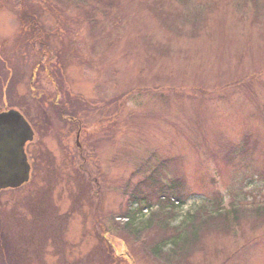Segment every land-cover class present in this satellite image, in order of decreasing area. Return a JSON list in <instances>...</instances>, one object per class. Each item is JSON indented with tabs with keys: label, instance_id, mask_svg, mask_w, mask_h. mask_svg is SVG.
Returning <instances> with one entry per match:
<instances>
[{
	"label": "rangeland",
	"instance_id": "obj_1",
	"mask_svg": "<svg viewBox=\"0 0 264 264\" xmlns=\"http://www.w3.org/2000/svg\"><path fill=\"white\" fill-rule=\"evenodd\" d=\"M63 1L0 0V109L35 131L31 180L0 193V232L26 246L24 264H161L120 228L138 178L165 159L174 162L160 180L182 176L186 196L173 226L217 200L263 202L264 16L242 0H151L193 17L202 6L203 19L182 29L142 0H121L122 13L98 14L91 32L79 24L87 1ZM246 139L248 153L225 164ZM146 191L138 196L155 195ZM250 227L211 234L192 264H264L260 241L242 254L247 238L263 236ZM0 264H9L1 253Z\"/></svg>",
	"mask_w": 264,
	"mask_h": 264
},
{
	"label": "trees",
	"instance_id": "obj_2",
	"mask_svg": "<svg viewBox=\"0 0 264 264\" xmlns=\"http://www.w3.org/2000/svg\"><path fill=\"white\" fill-rule=\"evenodd\" d=\"M58 1L60 3H64L63 0ZM86 1L87 7H83L80 10V17L82 20H84V22L80 21L79 24L82 26L86 24L88 27H91L89 28V31L91 32H95L96 26L99 25L96 19L98 14L106 16V18L109 19L110 10H118L116 14H121L124 10L121 0ZM242 1L244 5L247 6L245 7L247 10H251V8H253L254 10L251 11L254 12L255 15L256 12H258L260 15L264 16V0H262V2H260V0ZM242 1L240 2V0H236V2L240 3H242ZM180 2L183 3L184 6L190 7L194 1L180 0ZM115 7H118V9H115ZM142 7V9L152 12L156 15L160 14V16L157 18H159L161 22L164 23V25L168 24L169 21L172 22L176 20L179 27L182 26V29L188 26L189 22L192 23V18L195 19V22L197 23V20H202L204 17L202 16V6H196V10L193 12L195 18L185 11L187 8L182 12L171 11L170 13H166L163 10V3L153 4L151 0H142ZM237 7L240 8L241 5H237ZM208 8L209 5L208 7H204L206 11H208ZM124 17H126V15ZM86 25L85 27H87ZM180 32L182 33V31ZM112 35L113 34H110L109 36L111 37ZM190 35L194 36L195 32H190ZM248 140L253 142L252 137L248 138ZM247 145L248 141L246 139L244 150L239 149L238 155H235V148H233L231 153L225 154L223 162L225 164L228 163L231 165V161H228V159L232 153L234 157H243L248 153ZM172 162H174V160L165 159L159 163V165H157L158 170H152L153 172L151 174L143 175L140 179L138 178L137 183L135 184L136 188H134L137 190L135 192L133 190L134 194H131L128 197L129 201L131 202L127 204L129 208H126L125 214L123 215L127 222L120 228L121 234L125 237H134L138 240V242L142 241L143 248L148 250L149 255L155 260L159 261V263L192 264V260L194 259L196 253L204 251L207 247L206 240L211 234H228L230 233L229 231L232 232V228L243 229V225L245 223L247 224L248 222L251 225L250 231L253 233L256 232L260 226H264V201L261 203H252L250 205L233 203L229 209H226L221 206V202H219V200L214 201L211 204V209H206L203 207L188 213L178 225L173 226V224H171V220H175L177 218L176 210L184 206L186 202V196H184V194L181 193V190H179L181 188L180 179L182 176H180V179L173 181L160 180L162 174H164L165 178L164 171L169 169L170 163ZM241 166L242 165L237 166L236 169L240 168ZM176 169L177 168H175V170ZM256 179L264 182V170L259 172L258 169V175ZM183 182L186 186L185 179ZM132 183V179L128 180L123 189L130 187ZM143 190H153L155 191V195L152 196L148 193L144 197L138 196L141 195ZM261 192L263 193V188L261 189ZM153 197L157 199L155 204L159 205L158 210L153 211L148 221H146L147 223H143L144 227H141L143 224L138 225L137 221L139 218L143 217V211L145 209L152 210L154 203L151 202V199H153ZM262 197L264 198V194H262ZM172 198L176 199V201ZM36 200L39 202L38 199ZM37 202H34L35 206L32 212L40 214L39 211L42 210L43 206L40 204L37 206ZM133 203H136L138 207L132 208L131 205H133ZM10 236L11 235L9 234V231L6 232L2 230L0 232V253L2 257L5 258L9 264H24L28 260L30 261V256L26 257V246L22 245L21 242L16 239L14 243H12V239H9ZM143 236H146V238H142ZM258 237L259 236L246 239L245 246L241 248L243 255L249 253L250 249L257 247V243L259 241V245L264 243V232L263 236L260 238ZM239 254L241 255V253ZM13 260L14 262H12Z\"/></svg>",
	"mask_w": 264,
	"mask_h": 264
},
{
	"label": "water",
	"instance_id": "obj_3",
	"mask_svg": "<svg viewBox=\"0 0 264 264\" xmlns=\"http://www.w3.org/2000/svg\"><path fill=\"white\" fill-rule=\"evenodd\" d=\"M33 139L30 125L19 112L0 114V192L29 182L31 167L26 147Z\"/></svg>",
	"mask_w": 264,
	"mask_h": 264
},
{
	"label": "flooded vegetation",
	"instance_id": "obj_4",
	"mask_svg": "<svg viewBox=\"0 0 264 264\" xmlns=\"http://www.w3.org/2000/svg\"><path fill=\"white\" fill-rule=\"evenodd\" d=\"M4 111H6V112H7V110H6V109H5ZM4 111H2V110L0 109V113H1V112H4ZM31 126H32V125H31ZM32 127H33V126H32ZM33 130H34V129H33ZM34 132H35V131H34ZM34 140H35V139H34ZM33 142H34V141H33ZM33 142H32V143H33ZM32 143H31V144H32ZM29 145H30V144H29ZM28 147H29V146H28ZM27 150H28V148H27Z\"/></svg>",
	"mask_w": 264,
	"mask_h": 264
}]
</instances>
